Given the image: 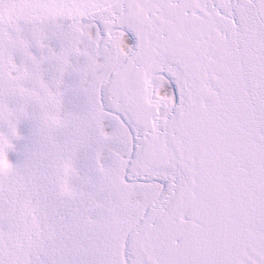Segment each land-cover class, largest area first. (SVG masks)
<instances>
[{"label": "snow or ice", "instance_id": "snow-or-ice-1", "mask_svg": "<svg viewBox=\"0 0 264 264\" xmlns=\"http://www.w3.org/2000/svg\"><path fill=\"white\" fill-rule=\"evenodd\" d=\"M0 264H264V0H0Z\"/></svg>", "mask_w": 264, "mask_h": 264}]
</instances>
